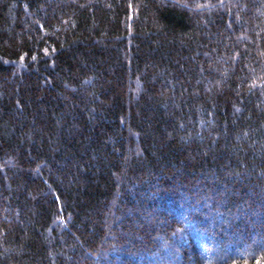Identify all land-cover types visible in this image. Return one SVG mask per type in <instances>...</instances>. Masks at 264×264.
<instances>
[{
  "label": "trees",
  "instance_id": "trees-1",
  "mask_svg": "<svg viewBox=\"0 0 264 264\" xmlns=\"http://www.w3.org/2000/svg\"><path fill=\"white\" fill-rule=\"evenodd\" d=\"M0 264H264V0H0Z\"/></svg>",
  "mask_w": 264,
  "mask_h": 264
}]
</instances>
